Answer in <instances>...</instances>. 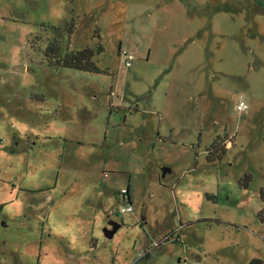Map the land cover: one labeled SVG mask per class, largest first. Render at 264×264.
<instances>
[{
    "label": "rangeland",
    "instance_id": "rangeland-1",
    "mask_svg": "<svg viewBox=\"0 0 264 264\" xmlns=\"http://www.w3.org/2000/svg\"><path fill=\"white\" fill-rule=\"evenodd\" d=\"M53 41L103 73L51 65ZM255 258L264 0H0V264Z\"/></svg>",
    "mask_w": 264,
    "mask_h": 264
},
{
    "label": "trees",
    "instance_id": "trees-1",
    "mask_svg": "<svg viewBox=\"0 0 264 264\" xmlns=\"http://www.w3.org/2000/svg\"><path fill=\"white\" fill-rule=\"evenodd\" d=\"M99 38L100 37L97 36V34L94 36V39L98 41V52L101 53L103 48L99 43ZM94 54L95 53L91 48H83L80 50L67 52L62 56L60 43L58 41L51 42L46 49L48 62L55 67L74 69L94 74L103 73V71L94 63ZM224 144L225 140L221 138H217L213 141L206 152V159L209 163H214L225 155L226 148ZM244 187L247 188V185H244ZM122 195L127 197L129 201L127 192L123 193ZM261 217L262 214H260V218ZM249 264H264V260L255 258L252 259Z\"/></svg>",
    "mask_w": 264,
    "mask_h": 264
},
{
    "label": "built area",
    "instance_id": "built-area-1",
    "mask_svg": "<svg viewBox=\"0 0 264 264\" xmlns=\"http://www.w3.org/2000/svg\"><path fill=\"white\" fill-rule=\"evenodd\" d=\"M124 56H127V55L124 54ZM131 61H132L131 57L127 58L126 66H131ZM242 104L245 105L244 102H242V101L238 104V107H237L238 111H244L246 109V105L243 108L240 107ZM125 198L126 197L123 196V199H125ZM130 212H132V208L130 206H127V205L123 206L120 209V213H122V214L130 213Z\"/></svg>",
    "mask_w": 264,
    "mask_h": 264
},
{
    "label": "water",
    "instance_id": "water-1",
    "mask_svg": "<svg viewBox=\"0 0 264 264\" xmlns=\"http://www.w3.org/2000/svg\"><path fill=\"white\" fill-rule=\"evenodd\" d=\"M169 171V169H163V176H165V174ZM110 226L111 228L110 229H105L104 230V233H105V236L107 238H112V236L114 235V233L117 231V229L120 227L117 223H114V222H110Z\"/></svg>",
    "mask_w": 264,
    "mask_h": 264
},
{
    "label": "clouds",
    "instance_id": "clouds-1",
    "mask_svg": "<svg viewBox=\"0 0 264 264\" xmlns=\"http://www.w3.org/2000/svg\"><path fill=\"white\" fill-rule=\"evenodd\" d=\"M240 107L243 108V107H245V105L242 104Z\"/></svg>",
    "mask_w": 264,
    "mask_h": 264
}]
</instances>
